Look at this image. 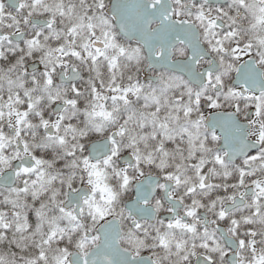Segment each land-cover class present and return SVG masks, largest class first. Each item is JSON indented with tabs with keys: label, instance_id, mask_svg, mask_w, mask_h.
I'll list each match as a JSON object with an SVG mask.
<instances>
[{
	"label": "snow or ice",
	"instance_id": "obj_1",
	"mask_svg": "<svg viewBox=\"0 0 264 264\" xmlns=\"http://www.w3.org/2000/svg\"><path fill=\"white\" fill-rule=\"evenodd\" d=\"M0 264H264V0H0Z\"/></svg>",
	"mask_w": 264,
	"mask_h": 264
}]
</instances>
